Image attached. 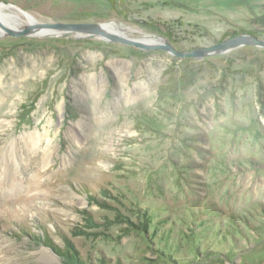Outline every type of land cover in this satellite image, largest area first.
<instances>
[{"label":"rangeland","instance_id":"obj_1","mask_svg":"<svg viewBox=\"0 0 264 264\" xmlns=\"http://www.w3.org/2000/svg\"><path fill=\"white\" fill-rule=\"evenodd\" d=\"M0 3L7 27L107 24L178 51L264 39V0ZM55 248L84 264H264V48L196 60L0 37V264H80Z\"/></svg>","mask_w":264,"mask_h":264},{"label":"water","instance_id":"obj_2","mask_svg":"<svg viewBox=\"0 0 264 264\" xmlns=\"http://www.w3.org/2000/svg\"><path fill=\"white\" fill-rule=\"evenodd\" d=\"M3 7L14 8L12 5L6 3H0ZM20 13L26 14L18 10ZM5 17L0 13V37L9 36H22V35H39V36H65L69 37L71 35H96L104 39L105 41L120 43L124 45L133 46L142 50H162L180 59L193 58L196 60H202L206 57L217 56L227 53L231 50L237 49L243 46H253L257 48H264V39H259L253 35H236L229 38L219 44L213 45L211 47H203L194 49L191 51H178L169 42L158 38L147 36L158 41H164V44L155 43L149 44L144 41L145 38L136 40L131 38H126L112 33L107 28H104L105 24H89V23H51V24H35L29 22L26 27L21 29H14L12 27H7L3 24V19Z\"/></svg>","mask_w":264,"mask_h":264},{"label":"bare ground","instance_id":"obj_3","mask_svg":"<svg viewBox=\"0 0 264 264\" xmlns=\"http://www.w3.org/2000/svg\"><path fill=\"white\" fill-rule=\"evenodd\" d=\"M5 9L6 7H3V5H0V13H1V10L2 9ZM7 9V8H6ZM10 9V8H9ZM18 10V9H17ZM19 13V15H23V16H25L24 14H22V13H20V12H18ZM14 18H15V20L16 21H19V16H15L14 15ZM13 18V19H14ZM27 25H29V24H26V25H23V24H17V25H15L14 27H12V28H14V29H21V28H23V27H26ZM104 28H107V24H105L104 25ZM1 30H3L2 28H0V31ZM143 40V39H142ZM144 41H146V43H149V44H155V43H160V44H163V40L162 41H157L156 39H152V38H145L144 39ZM165 43V42H164ZM52 258V257H51Z\"/></svg>","mask_w":264,"mask_h":264},{"label":"trees","instance_id":"obj_4","mask_svg":"<svg viewBox=\"0 0 264 264\" xmlns=\"http://www.w3.org/2000/svg\"><path fill=\"white\" fill-rule=\"evenodd\" d=\"M47 242H48V240H47ZM50 243V242H49ZM55 250L57 251V253L60 255V256H63V257H66L67 259H69V260H73L74 262L75 261H77L78 260V262L80 263V264H84L78 257H77V255L75 254L74 256H73V254H71V251L70 250H66V251H62V250H60V249H58V248H55Z\"/></svg>","mask_w":264,"mask_h":264}]
</instances>
